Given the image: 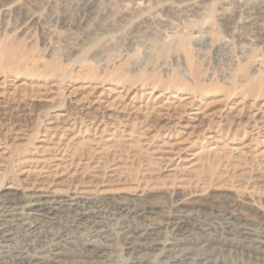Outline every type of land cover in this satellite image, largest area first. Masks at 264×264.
I'll return each mask as SVG.
<instances>
[{
    "label": "rangeland",
    "instance_id": "obj_1",
    "mask_svg": "<svg viewBox=\"0 0 264 264\" xmlns=\"http://www.w3.org/2000/svg\"><path fill=\"white\" fill-rule=\"evenodd\" d=\"M86 1L93 7L81 21L84 0H0V200L47 187L43 194L47 197L90 202L89 209L79 210L83 217L74 220L73 214L62 213L46 226L73 243V249L67 247V264L95 261L75 254L74 247L84 238L92 241L88 238L96 212L92 209L104 208L111 200L118 204L108 207L109 212H122L119 207L128 203L137 210L150 209L146 217L158 222L169 216L192 217L185 229H202L211 235H223L229 213L264 231L259 217L264 214V128H260L264 126V0H155L145 11L133 7L142 0ZM197 5L198 11L193 9ZM186 40L184 51L181 45ZM60 86L65 97L60 96ZM91 88L97 89L92 95L88 94ZM119 92L126 95L125 103L132 101L137 108L153 92L157 106L165 104L169 110L156 114L133 108L119 113L117 105L109 106ZM101 94L106 104L98 106L94 101ZM179 102L187 105L184 110ZM80 113L94 118L99 126L96 132L95 126L87 131L80 124L69 131L61 128L70 116ZM36 130L39 134L30 139ZM55 142L71 148L63 153ZM87 149L95 162L82 174ZM74 154V162H81L78 174L72 175L76 164L68 165ZM98 160L106 169L100 170ZM134 217L116 221L106 214L100 218L118 233L143 227V220ZM198 234L187 239L194 241ZM110 245L109 264L128 256L120 242ZM219 245L214 243L212 248L221 264H255L240 251Z\"/></svg>",
    "mask_w": 264,
    "mask_h": 264
},
{
    "label": "bare ground",
    "instance_id": "obj_2",
    "mask_svg": "<svg viewBox=\"0 0 264 264\" xmlns=\"http://www.w3.org/2000/svg\"><path fill=\"white\" fill-rule=\"evenodd\" d=\"M123 1V0H122ZM126 1V0H125ZM168 1V0H167ZM120 2V1H119ZM93 3V2H92ZM91 2L84 0L83 4V14L81 21H84L86 18V13L91 10V7H93ZM124 3V2H123ZM126 3V2H125ZM156 4L155 0H142L139 4H135L136 7L133 5L134 8H139L144 10L146 8L152 7ZM226 5L225 3H222ZM202 5V4H201ZM223 5V6H224ZM228 5V4H227ZM226 5V6H227ZM190 7V6H189ZM197 6H194L193 9L197 10ZM201 8L203 6H200ZM222 7V6H221ZM229 7V6H228ZM192 8V7H191ZM197 8V9H196ZM220 8V7H218ZM217 8V9H218ZM230 8V7H229ZM133 9V8H132ZM200 9V8H199ZM203 9V8H202ZM223 9V8H222ZM135 11V9H133ZM224 10V9H223ZM145 11V10H144ZM198 11V10H197ZM201 11V10H200ZM226 11V10H225ZM140 12V10H139ZM193 12V11H192ZM224 11H222L223 13ZM136 13V12H135ZM196 13V11H195ZM88 14V13H87ZM228 14V13H227ZM227 14H223L224 16ZM230 14V13H229ZM211 15V14H210ZM218 15V14H217ZM234 15V14H233ZM232 15V16H233ZM88 16V15H87ZM229 18V17H228ZM227 18V20H228ZM87 19V18H86ZM225 19V18H224ZM223 20V17H222ZM226 20V19H225ZM224 21V20H223ZM228 23V22H227ZM226 23V24H227ZM230 23V21H229ZM253 25V24H252ZM254 29V28H253ZM258 29V28H257ZM233 33V32H232ZM263 33V32H262ZM194 34V33H193ZM231 37V36H230ZM235 37V36H234ZM237 38V36H236ZM186 41H184L181 45V48L186 51ZM188 48V47H187ZM7 52V51H6ZM5 54V53H4ZM7 55V54H6ZM5 58V57H4ZM7 59V58H6ZM5 59V60H6ZM3 60V59H2ZM8 61V60H7ZM189 61V60H188ZM5 62V61H4ZM5 64V63H4ZM59 66L61 68V65L55 66L58 67L56 70L60 73V76L63 74V70L59 69ZM71 66V65H69ZM68 66V67H69ZM86 66V65H85ZM2 67V66H1ZM66 68V67H65ZM66 70V69H65ZM55 71V70H54ZM73 71V69H72ZM95 73V72H94ZM76 74V73H75ZM56 75V73H55ZM59 75V74H58ZM120 77V76H119ZM195 77V76H194ZM57 78V76H56ZM67 78V77H66ZM193 78V77H192ZM120 79V78H119ZM58 81V79H57ZM120 82V80H119ZM129 83V82H128ZM131 83V82H130ZM196 83V82H195ZM41 85V84H40ZM40 85H36L39 86ZM43 85V84H42ZM60 85V84H57ZM64 85V84H63ZM99 85V84H98ZM102 85V84H101ZM196 85V84H195ZM3 85H0L2 87ZM66 86V85H65ZM93 86V85H92ZM97 86V85H96ZM24 87V86H23ZM31 87V86H30ZM29 87V89H30ZM44 87V85L42 86ZM46 87V86H45ZM55 87V86H54ZM83 87V86H82ZM89 87V86H88ZM4 88V87H3ZM16 87H14L15 89ZM19 88V87H18ZM27 88V87H25ZM41 88V87H40ZM59 88V86H58ZM64 88V87H63ZM60 86V89L62 90V93L60 96L65 97V90ZM132 88V87H131ZM49 89V87H48ZM56 89V88H55ZM86 89V88H85ZM95 88H91V93L93 94ZM110 89V88H109ZM129 89V88H128ZM126 89V90H128ZM20 90V89H18ZM22 90V89H21ZM25 90V89H24ZM38 90V88L36 89ZM35 90V91H36ZM60 90V91H61ZM71 90V89H70ZM76 90V89H74ZM78 90V89H77ZM97 90V89H95ZM108 90V89H107ZM113 90V89H112ZM30 91V90H29ZM32 91V90H31ZM46 91V90H45ZM52 91V90H51ZM121 91V90H120ZM16 92V91H15ZM20 92V91H17ZM25 91L21 92L24 94ZM49 92V91H48ZM54 92V91H52ZM87 92V91H86ZM111 92V91H110ZM127 91L126 93H128ZM1 93V92H0ZM3 93V91H2ZM1 93V95H2ZM9 93V92H6ZM29 93V92H27ZM31 93V92H30ZM37 93V91H36ZM35 93V95H36ZM42 93V92H40ZM39 93V94H40ZM51 93V92H49ZM56 93V91H55ZM58 93V92H57ZM73 93V92H72ZM114 93V91L112 92ZM132 93V92H131ZM153 93V92H152ZM152 93H148V99L143 104L140 105L138 108L135 107L132 103V101H129L128 103H125L126 95H122L121 92L116 94V98L109 104V106L112 108L114 105H117L119 109V113L125 112L128 109H135L137 111H150L153 113L158 114L161 110H169V107H167L165 104L158 105V98L153 97ZM162 93V92H161ZM33 94V93H32ZM38 94V96H39ZM100 94V93H99ZM146 94V93H145ZM9 95V94H8ZM13 95V92H12ZM19 95V93H18ZM28 95V94H27ZM31 95V94H29ZM28 95V96H29ZM59 95V94H58ZM84 95V94H83ZM83 95L81 97H83ZM90 95V96H91ZM141 95V94H140ZM3 96V95H2ZM32 96V95H31ZM29 96V97H31ZM89 96V95H88ZM97 96V95H96ZM176 96V95H175ZM12 97V96H11ZM16 97V96H15ZM19 97V96H18ZM60 97V98H62ZM94 97V96H93ZM2 98V97H1ZM26 98V97H25ZM28 98V97H27ZM26 98V99H27ZM34 98V97H33ZM57 98V96H56ZM75 98V97H74ZM78 98V97H77ZM189 98V97H188ZM18 99V98H15ZM21 99V98H20ZM44 99V98H41ZM83 99V98H82ZM92 99V97H91ZM179 99V98H178ZM2 100V99H1ZM9 100V99H8ZM10 100H12L10 98ZM24 100V97L22 101ZM40 100V99H39ZM38 100V101H39ZM88 100V98H87ZM90 100V99H89ZM140 100V99H139ZM182 100V99H180ZM179 100V101H180ZM192 100V99H191ZM42 101V100H41ZM78 101V99H77ZM163 101V100H162ZM188 101V100H187ZM186 101V103H187ZM3 102V101H2ZM43 102V101H42ZM46 102V101H45ZM164 102V101H163ZM161 102V103H163ZM167 102V101H165ZM170 102V101H168ZM85 103V102H84ZM95 104L98 106L105 103V99L102 98V94L97 96L94 101ZM171 103V102H170ZM83 104V103H82ZM106 104V103H105ZM185 104V103H184ZM139 105V104H138ZM264 105V104H263ZM108 106V104H107ZM187 105H182V102L178 103V107L181 110H184ZM69 107V106H68ZM83 107V105H82ZM109 107V108H110ZM52 108V105H51ZM101 108V107H100ZM110 108V109H111ZM197 108V107H196ZM174 109V108H173ZM241 109V108H240ZM116 110V109H115ZM171 110V109H170ZM238 110V109H237ZM263 110V109H262ZM75 111V110H74ZM80 111V110H79ZM99 111V110H98ZM133 111V110H132ZM165 111V112H166ZM199 111V110H198ZM224 111V110H223ZM249 111V110H248ZM78 112V111H77ZM131 112V111H130ZM142 112V114H143ZM202 112V111H201ZM118 113V114H119ZM141 113V112H140ZM164 113V112H163ZM173 113V112H172ZM200 113V112H199ZM241 113V110H240ZM255 113V112H254ZM44 114V112L42 113ZM81 114V113H80ZM184 114V113H183ZM222 114V113H221ZM238 114V113H237ZM259 114V113H258ZM263 114V112H262ZM41 115V114H40ZM161 115V114H159ZM170 115V114H169ZM177 115V114H176ZM181 115V114H180ZM236 115V114H235ZM252 115H254L252 113ZM148 116V113H147ZM163 116V115H162ZM238 116V115H236ZM251 116V115H250ZM249 116V117H250ZM63 117V116H62ZM112 117V116H110ZM109 117V118H110ZM114 117V116H113ZM150 117V116H149ZM155 117L158 118V116L155 115ZM154 117V118H155ZM164 117V116H163ZM162 117V118H163ZM166 117V116H165ZM171 116H169L170 118ZM176 117V116H175ZM221 117V116H220ZM248 117V118H249ZM252 117V116H251ZM40 118V117H39ZM67 118V116H66ZM144 118V117H143ZM153 118V119H154ZM173 118V116H172ZM230 118V117H229ZM235 118V117H234ZM43 119V118H42ZM112 119V118H111ZM118 119V118H117ZM129 119V118H128ZM147 119V118H146ZM160 119V118H159ZM178 119V118H177ZM176 119V120H177ZM260 119V118H258ZM114 120V119H113ZM140 120V119H139ZM157 120V119H155ZM225 120V119H224ZM58 121V120H57ZM62 121V120H60ZM103 121V120H102ZM135 121V120H134ZM143 120H141L142 123ZM154 121V120H153ZM217 121V120H215ZM226 121V120H225ZM233 121V119H232ZM257 121V120H256ZM53 122V121H52ZM95 120L94 118H91L88 114H81V115H72L67 120L66 124L62 125V129L65 131L71 130L70 126H75L76 124H80L81 127H83L85 130H92L95 126ZM144 122V121H143ZM155 122V121H154ZM163 122V121H162ZM214 122V121H213ZM222 122V121H221ZM41 123V122H40ZM107 123V122H106ZM116 123V122H114ZM151 123V122H150ZM156 123V122H155ZM161 123V122H160ZM227 123V122H226ZM224 123V124H226ZM251 123V122H250ZM112 124V123H111ZM121 124V123H120ZM165 124V123H164ZM228 124V123H227ZM226 124V125H227ZM249 124V123H248ZM40 125V124H39ZM105 125V124H104ZM103 125V126H104ZM130 125V124H127ZM184 125V124H183ZM218 125V124H217ZM216 125V126H217ZM37 126V125H36ZM59 125H56L58 127ZM65 126V127H64ZM102 126V127H103ZM111 126V125H110ZM113 126V125H112ZM136 126V125H135ZM134 126V127H135ZM173 126V125H172ZM175 126V125H174ZM205 126V125H203ZM230 126V125H229ZM252 126V125H251ZM260 128H264L263 125H260ZM44 127V126H43ZM55 127V128H56ZM80 127V128H81ZM98 125L95 126V132L98 130ZM117 127V125H116ZM129 127V126H128ZM155 127V126H154ZM182 127V125H181ZM184 127L189 128L190 125L186 124ZM222 127V126H221ZM226 127V126H225ZM228 127V125H227ZM39 128V127H38ZM47 128V127H46ZM54 128V127H53ZM152 128V127H151ZM150 128V129H151ZM158 128V127H156ZM167 128H170L167 126ZM173 128V127H172ZM196 128V126H195ZM219 128V126H218ZM229 128V127H228ZM50 129V128H49ZM52 129V128H51ZM60 129V127L58 128ZM110 129V128H109ZM118 129V128H117ZM179 129V128H178ZM194 129V128H193ZM192 129V130H193ZM203 128L201 127L200 130ZM216 129V127H215ZM253 129V128H252ZM56 131V129H53V131ZM79 132L81 133V130L78 127ZM116 130V129H115ZM130 130V129H129ZM138 130V129H137ZM140 130V129H139ZM147 130V129H145ZM149 130V128H148ZM199 130V131H200ZM232 130V129H231ZM236 130V129H235ZM256 130V129H255ZM258 130V129H257ZM42 131V130H41ZM45 131V130H44ZM62 131V130H61ZM122 131V130H121ZM136 131V130H135ZM143 131V130H141ZM198 131V130H197ZM198 131V132H199ZM215 131V130H214ZM228 131V130H226ZM50 132V131H49ZM78 132V133H79ZM103 132V130H102ZM192 132V131H191ZM195 132V131H194ZM202 132V131H201ZM219 132V131H218ZM236 132V131H235ZM44 133V132H43ZM70 133V132H69ZM128 133V132H127ZM228 133V132H225ZM233 133V132H232ZM257 133V131H256ZM17 134V133H16ZM39 134L37 130L32 134V139L34 136ZM76 134V133H75ZM93 134V133H92ZM95 134V133H94ZM108 134V133H107ZM111 134V133H110ZM124 134V133H123ZM130 134V133H129ZM178 134V133H177ZM4 135V134H2ZM74 135V134H73ZM78 135V134H77ZM99 135V134H98ZM82 136V135H81ZM120 136V135H119ZM144 136V135H143ZM154 136V135H153ZM4 137V136H3ZM6 137V136H5ZM46 137V136H44ZM93 137V136H92ZM24 138V137H23ZM41 138V137H40ZM57 138V137H56ZM62 138V137H60ZM59 138V139H60ZM99 138V137H98ZM113 138V137H112ZM122 138V137H121ZM127 138V137H126ZM141 138V137H140ZM2 139V137H1ZM45 139V138H44ZM47 139V138H46ZM75 139V138H74ZM97 139V138H96ZM100 139V138H99ZM114 139V138H113ZM117 139V138H116ZM146 139V138H145ZM216 139V138H215ZM3 140V139H2ZM52 140V139H51ZM69 140V139H68ZM98 140V139H97ZM125 140V139H124ZM6 141L7 138H6ZM31 141V140H30ZM45 141V140H44ZM70 141V140H69ZM88 141V140H87ZM103 141V140H102ZM122 141V140H121ZM49 142V141H48ZM53 142V141H52ZM64 142V141H63ZM72 142V141H71ZM85 142V141H84ZM83 142V143H84ZM98 142V141H97ZM118 142L117 140L115 141ZM3 143V142H2ZM5 143V142H4ZM51 143V142H50ZM79 143V142H77ZM82 143V144H83ZM122 143V142H121ZM137 143V142H136ZM33 144V143H32ZM31 144V145H32ZM55 144H57L55 142ZM125 144V143H124ZM23 145V144H22ZM62 145V144H61ZM142 145V144H141ZM140 145V146H141ZM147 145V144H146ZM175 145V144H174ZM12 146V145H11ZM18 146V145H17ZM16 146V147H17ZM20 146V145H19ZM33 146V145H32ZM40 146V145H39ZM43 146V145H42ZM48 146V145H47ZM52 146V145H50ZM56 148H58V144L54 145ZM82 146V145H81ZM90 146V145H89ZM116 146V145H114ZM139 146V147H140ZM225 146V145H224ZM13 147V146H12ZM69 144H64L62 147H59V151H62L65 153L69 149ZM86 147V146H84ZM88 147V146H87ZM138 147V148H139ZM28 148V147H27ZM46 148V145L45 147ZM48 148V147H47ZM52 148V147H50ZM54 148V147H53ZM71 148V147H70ZM74 148V147H73ZM83 148V147H82ZM110 148V147H109ZM115 148V147H114ZM123 148V147H122ZM147 148V147H146ZM35 150L37 149L34 148ZM57 149V150H58ZM76 149V148H74ZM81 149V148H79ZM86 149V148H85ZM143 149V148H142ZM145 149V148H144ZM19 151V150H18ZM21 151V150H20ZM96 151V150H95ZM139 151V150H138ZM181 151V150H180ZM203 151V150H202ZM213 151V150H212ZM25 152V151H24ZM88 152V153H86ZM121 152V151H120ZM27 153V152H26ZM58 153V152H57ZM78 153L76 150L75 154ZM85 153L88 155L89 158L86 156L84 158H87L86 163L84 166H82V174L85 173V171H88L90 169V163L93 160L91 157L92 151H88V149L85 151ZM105 153V152H104ZM114 153V152H113ZM140 153V151H139ZM154 153V152H152ZM151 153V154H152ZM19 154V153H18ZM23 154V153H22ZM37 154V153H36ZM75 154L72 156L70 160L69 166H74L76 162H74ZM80 154V152H79ZM97 154V152H96ZM109 154V153H108ZM143 154V153H142ZM20 155V154H19ZM55 155V154H54ZM64 155V154H62ZM67 155V154H66ZM141 155V154H140ZM145 155V154H144ZM143 155V156H144ZM154 155V154H153ZM212 155V154H211ZM23 156V155H22ZM71 156V155H70ZM82 156V155H81ZM93 156V155H92ZM97 156V155H96ZM105 156V155H104ZM142 156V155H141ZM200 156V155H199ZM3 157V156H0ZM20 157V156H18ZM210 157V156H209ZM10 158V157H9ZM29 158V157H28ZM54 158V157H53ZM56 158V157H55ZM63 158V157H61ZM95 158V157H94ZM119 158V157H118ZM152 158V156H151ZM154 158V157H153ZM206 158V157H205ZM6 159V158H5ZM18 159V158H17ZM52 159V158H51ZM68 159V158H67ZM147 160L146 158H144ZM214 159V158H213ZM212 159V160H213ZM25 160V159H24ZM23 160V161H24ZM35 161V159H31ZM37 160V159H36ZM56 160V159H55ZM109 160V158H108ZM115 160V159H114ZM156 160V159H154ZM152 160L151 162H155ZM27 161V160H26ZM38 161V160H37ZM97 161V160H96ZM161 161V160H160ZM211 161V160H210ZM14 162V161H13ZM17 162V160H16ZM49 162V161H48ZM66 162V161H65ZM64 162V163H65ZM74 162V163H73ZM81 160L78 161L76 166L72 169L74 170L72 175L78 174L79 172V163ZM92 162H95L92 161ZM146 162V161H145ZM157 162V161H156ZM69 163V162H68ZM67 163V164H68ZM83 163V162H82ZM107 163V161H106ZM220 163V162H219ZM59 164V163H58ZM97 164L99 165L100 170L102 168H105V163L103 161L98 160ZM110 164V163H108ZM160 164V163H159ZM158 164V166H159ZM18 165V163H17ZM136 165V164H135ZM260 166V165H259ZM59 167V166H58ZM57 167V168H58ZM64 167V166H63ZM67 167V166H66ZM56 168V166H55ZM94 168V167H93ZM15 169V167H14ZM49 169V168H48ZM59 169V168H58ZM67 169V168H66ZM81 169V168H80ZM106 169V168H105ZM63 170V169H62ZM95 170V169H94ZM129 170V169H128ZM18 171V170H17ZM32 171V170H31ZM47 171V170H46ZM58 171V170H56ZM133 171V170H132ZM150 171V169H149ZM25 172V171H24ZM29 172V171H28ZM72 172V171H70ZM69 172V173H70ZM142 172V171H141ZM145 172V171H144ZM23 173V171L21 172ZM38 173V172H37ZM58 173V172H57ZM62 173V172H61ZM104 173V172H103ZM28 174V173H27ZM30 174V172H29ZM53 174V173H52ZM51 174V175H52ZM56 173H54L55 175ZM65 174V173H64ZM96 174V172H95ZM99 174V173H98ZM2 175V172H1ZM12 175V174H11ZM39 175V173H38ZM46 175V174H44ZM50 175V176H51ZM53 175V176H54ZM80 175V174H79ZM78 175V176H79ZM88 175V174H87ZM97 175V174H96ZM42 176V175H41ZM46 176H49L48 174ZM70 176V175H69ZM95 176V175H94ZM98 176V175H97ZM85 177V176H84ZM105 177V176H104ZM27 178V177H26ZM80 178V177H79ZM70 179V178H69ZM75 179V178H73ZM1 180V179H0ZM42 180V179H41ZM50 180V179H49ZM71 180V179H70ZM69 180V181H70ZM138 180V179H137ZM18 181V180H17ZM16 181V182H17ZM34 182V181H33ZM43 183V181H42ZM41 183V184H42ZM73 183V182H72ZM79 183V182H77ZM139 183V182H138ZM18 184V183H17ZM33 184V183H32ZM75 184V183H74ZM16 185V184H15ZM72 185V184H71ZM11 186V185H8ZM13 186V185H12ZM11 186V187H12ZM49 186V185H48ZM51 186V185H50ZM70 186V185H69ZM140 186V185H139ZM14 187V186H13ZM22 187V186H21ZM25 187V186H24ZM41 187V186H40ZM16 188V187H15ZM19 189V187H17ZM39 188V187H38ZM47 187L44 189L40 188V190L32 193L31 195H28L25 193V190H22V194L14 196L10 200L2 201L0 200V264H67L64 260L65 256H67V247L72 248L73 243L70 241L69 238L65 237V239L60 238L57 233L55 234L53 230L47 229V225L53 224L52 220L54 217H57L60 214L69 215L73 214L74 217L72 219H76L78 217H83L85 214H81L79 210L86 211L89 207L88 202H74L69 203L66 200H56L54 195L53 197H47L43 194H47ZM77 188V187H76ZM144 188V187H143ZM10 187L8 188V190ZM33 189V186H32ZM46 189V190H45ZM49 189V188H48ZM70 187L68 188L69 191ZM6 190V189H5ZM12 190V189H11ZM30 190V188H29ZM36 190V189H35ZM75 190V189H74ZM20 191V190H19ZM27 191V190H26ZM31 191V190H30ZM29 191V192H30ZM51 191V190H50ZM49 191V192H50ZM60 191V190H59ZM64 191V190H63ZM72 191V190H71ZM77 191V190H76ZM54 192V191H53ZM171 192V191H170ZM65 193V192H64ZM63 193V194H64ZM30 194V193H29ZM73 194V192H72ZM71 194V196H72ZM80 194V192H79ZM175 194V193H174ZM10 195V194H9ZM166 195V194H165ZM176 195V194H175ZM36 196V197H35ZM69 196V195H68ZM178 196V195H177ZM209 196V195H208ZM12 197V195H11ZM59 197V196H58ZM165 197V196H164ZM167 197V196H166ZM135 198V197H134ZM144 198V197H143ZM121 199V198H120ZM178 199V198H177ZM138 200V199H137ZM144 200V199H142ZM122 201V200H120ZM118 202V201H117ZM225 202V201H224ZM131 203V202H130ZM105 204V203H104ZM115 201L111 200L109 203H107L104 208L102 206H96L93 207L92 210L95 215L93 216L94 221L92 222L93 227L90 228L89 237L95 239H86L81 243L80 245L76 244L77 246L74 247L76 249L75 254L81 255L83 257L94 259L95 261L92 262V264H109L107 258V254H111L112 246L110 245L111 242H120L122 245V248L124 252L128 255L126 258H123L122 256H119L118 261L110 264H221L217 257V252H214V249L212 248L214 243H219L222 248H230L234 250H238L244 255L246 258L251 259L255 262V264H264V231H259L260 229H255V227L251 224H249L245 219L237 217L233 215L232 213H229L228 217L226 218L225 227L223 228V235H211L206 232V230L202 229H185L184 225L187 223L186 220L187 217L184 218H178L176 216H169L167 217L164 222H158L154 218H147L148 210L141 208L137 210L136 208H131L130 205H123V207L120 210L122 212H109L108 207H113V205H116ZM120 204V203H119ZM123 204V203H122ZM142 204V203H141ZM222 204V203H221ZM91 205V204H90ZM133 206V205H132ZM136 207V206H135ZM146 207V206H145ZM149 207V206H148ZM90 208V207H89ZM88 208V209H89ZM176 208V207H175ZM223 208V207H222ZM153 209V208H152ZM174 209V208H173ZM179 209V208H178ZM182 211V209H180ZM249 210V207H248ZM77 211V212H73ZM90 211V210H89ZM176 211V210H175ZM227 211V210H225ZM91 212V211H90ZM255 212V211H254ZM125 213V214H122ZM176 213V212H174ZM183 213V212H182ZM107 214V217H111L113 220L117 218L119 219H126V218H135L134 216H138L143 220V227H134V228H126L121 229L118 233H113L110 229L107 228V223L102 221V216H105ZM150 214V213H149ZM242 214V213H241ZM64 215V216H65ZM89 215V214H88ZM163 215V214H162ZM188 215V214H186ZM257 215V214H256ZM151 216V215H149ZM60 217V216H58ZM88 217V216H87ZM224 217V216H222ZM242 217V216H241ZM259 217L263 219L264 221V214H259ZM62 218V217H61ZM70 218V217H69ZM99 218L101 219L100 221ZM160 218V216H159ZM192 218V217H191ZM190 218V219H191ZM110 219V218H109ZM163 219V218H162ZM189 219V220H190ZM112 220V221H113ZM128 220V219H127ZM136 220V219H134ZM139 220V219H138ZM230 220L237 221L236 223H231ZM57 221V219H56ZM55 221V222H56ZM73 221V220H72ZM131 221V220H130ZM133 221V220H132ZM220 221V220H219ZM222 221V220H221ZM262 221V222H263ZM58 222V221H57ZM74 222V221H73ZM72 222V223H73ZM142 222V221H141ZM223 222V221H222ZM59 223V222H58ZM91 224V223H90ZM222 224V223H221ZM254 224V223H253ZM70 226V224H68ZM261 227V226H260ZM71 229V228H70ZM222 229V228H221ZM220 229V230H221ZM119 230V229H118ZM218 230V229H217ZM71 233L72 231L69 230ZM69 232V233H70ZM197 232L198 237L193 241L188 240L187 237L189 235H196ZM73 234V233H72ZM71 234V235H72ZM62 235V234H61ZM65 235V234H63ZM68 235V234H67ZM234 236L237 239H231V237ZM75 238V237H74ZM190 239V238H189ZM192 239V238H191ZM83 240V239H81ZM78 242V243H79ZM194 245L196 246V249L187 248L188 245ZM75 245V243H74ZM216 246V245H215ZM73 249V248H72ZM65 252V253H64ZM72 252V251H71ZM108 254V255H109ZM78 258V257H77ZM88 260V259H87ZM91 262V261H90ZM69 264V263H68ZM77 264V263H76ZM84 264V263H83ZM253 264V263H252Z\"/></svg>",
    "mask_w": 264,
    "mask_h": 264
}]
</instances>
